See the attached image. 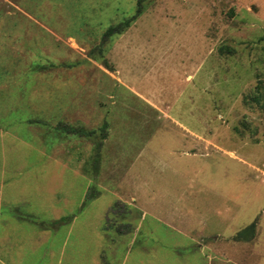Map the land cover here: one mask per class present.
Returning <instances> with one entry per match:
<instances>
[{
    "label": "rangeland",
    "instance_id": "374dc122",
    "mask_svg": "<svg viewBox=\"0 0 264 264\" xmlns=\"http://www.w3.org/2000/svg\"><path fill=\"white\" fill-rule=\"evenodd\" d=\"M136 6L0 0V264H264V0Z\"/></svg>",
    "mask_w": 264,
    "mask_h": 264
},
{
    "label": "trees",
    "instance_id": "16d2710c",
    "mask_svg": "<svg viewBox=\"0 0 264 264\" xmlns=\"http://www.w3.org/2000/svg\"><path fill=\"white\" fill-rule=\"evenodd\" d=\"M141 1L142 0H137L136 10H135L133 15L124 18L122 21H118L116 23L110 24L105 28V30L103 31L102 36H101L102 42L106 41L110 36H112L114 34L121 33L124 28L129 26L130 21H132L135 17H137L138 14H140L142 12ZM90 196L91 195L88 194L86 199H88V197H90ZM111 208H113V207H111ZM71 219H72V216H63V217H60L58 219L50 221V226L56 227L60 224H64L63 222L68 223ZM253 227H254V222H251L249 225H247L241 231H239L236 236L240 237L244 232L247 231V229L251 228V230H252Z\"/></svg>",
    "mask_w": 264,
    "mask_h": 264
}]
</instances>
